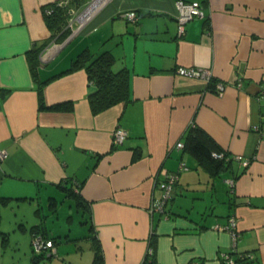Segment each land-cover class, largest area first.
Masks as SVG:
<instances>
[{"label":"crops","instance_id":"crops-1","mask_svg":"<svg viewBox=\"0 0 264 264\" xmlns=\"http://www.w3.org/2000/svg\"><path fill=\"white\" fill-rule=\"evenodd\" d=\"M53 1L86 2L0 0V246L13 249L7 264H93L95 240L102 264H153L145 259L151 239L154 264H226L221 255L230 251H250L252 264H264V0H183L200 2L204 17L189 20L180 35L178 0H110L70 39L51 37L46 26L42 7ZM127 11L137 20L126 19ZM43 43L38 80L64 71L82 51L108 50L113 70L128 71L130 100L93 114L87 94L94 87L79 68L43 87L47 106L71 108L39 109L29 51ZM178 67L208 68L212 78ZM191 125L231 157L216 176L176 146ZM116 127L127 132L119 145ZM168 172L178 174L172 196L163 213H151ZM22 201L31 213L4 219L1 208ZM66 204L65 221L79 223L56 233L47 216L59 218ZM230 217L239 233L234 249L222 228ZM34 234L53 238L50 255L33 252Z\"/></svg>","mask_w":264,"mask_h":264},{"label":"trees","instance_id":"trees-1","mask_svg":"<svg viewBox=\"0 0 264 264\" xmlns=\"http://www.w3.org/2000/svg\"><path fill=\"white\" fill-rule=\"evenodd\" d=\"M71 4L72 3H70V5ZM76 5L78 4L76 3ZM78 8L79 6H69L68 3L64 4L59 1L47 3L42 7L44 20L46 26L51 31V37L57 35V38L62 39L68 36L69 30L66 28L67 18L71 9ZM43 45H45V43L41 44L38 47L34 46L29 51L30 69L33 73V77L36 83L39 109L68 110L71 108L70 103L47 106L43 97V87L51 78L61 73L79 68L85 70L89 84L94 87V89L88 91L87 94V99L89 101V105L93 114L101 112L119 102H127L130 100L128 71L126 68L113 70L112 66L115 59L112 53H110L108 50H103L96 55L87 51H82L75 56V58L71 62V65L64 71L54 75L49 79H45L42 81L38 80L35 76L34 67L35 64L39 62L38 55L43 48ZM32 54L35 57L33 61L34 63L30 61V56H32ZM182 142L183 150L191 154L195 158L197 163L202 166L211 176H216L217 174H219V172L226 169L231 160V157L226 153H224L223 157H215L213 153H221L222 150L203 129L196 125L187 127L184 132ZM72 193L73 192H71V194ZM73 196L75 197L77 203L80 204L79 198L75 194H73ZM0 204H4V201H0ZM42 236L45 237V235L43 234ZM150 245L153 248V252L150 256H146L145 259L154 264V246L152 239L150 241ZM93 246V264H102V253L100 246L96 240L94 241ZM38 255H40V257H46L43 254ZM236 261L239 262L240 259ZM252 263L253 261L246 262V264Z\"/></svg>","mask_w":264,"mask_h":264},{"label":"built area","instance_id":"built-area-1","mask_svg":"<svg viewBox=\"0 0 264 264\" xmlns=\"http://www.w3.org/2000/svg\"><path fill=\"white\" fill-rule=\"evenodd\" d=\"M110 0H86L84 5L78 9H71L69 16L66 22V28L69 30L68 39L75 36L77 33L81 31L83 27L90 21V19L94 16V14ZM176 18L178 22V33L179 35L183 33L184 25L189 20L195 17H204V12L202 10L201 4L198 1H183L178 0L176 2ZM123 16L128 20H137V14L135 11H127L123 13ZM177 72L192 77H198L206 80H210L211 72L208 68H197V67H178ZM224 88V84L218 82L214 89L217 92L222 91ZM127 136V132L124 129L116 127L112 131V142L113 145L122 144L123 140ZM177 147H183V143L181 141L176 143ZM215 157H223L224 153H213ZM6 156V152L4 150H0V159H3ZM238 159H241L240 155L236 156ZM248 160H244V164H246ZM185 163L182 162L180 167L186 169ZM178 178V174L174 172H168L165 174L164 178L158 182V186L160 189V197L157 199H153L150 203L149 211L151 213L164 212V207L166 202L172 196L173 186L176 183ZM221 228V227H220ZM226 231H228L231 238V249H234L236 246V242L239 236V233L236 229V221L233 217L228 219V223L222 227ZM53 242L50 239H46L41 234H34L32 237V248L35 254H44V256H48L53 252ZM153 252L152 246L149 244L145 257L150 256ZM222 259L226 264H246L247 261H252L254 259V255L250 251L246 252H226L222 253ZM240 259L239 262L236 260Z\"/></svg>","mask_w":264,"mask_h":264},{"label":"rangeland","instance_id":"rangeland-1","mask_svg":"<svg viewBox=\"0 0 264 264\" xmlns=\"http://www.w3.org/2000/svg\"><path fill=\"white\" fill-rule=\"evenodd\" d=\"M32 211V205L28 203V201H22L18 206L11 208V206H5L1 208V213L3 214L4 219L13 216L14 212H17L18 215H29ZM69 213V209L67 207V204L62 207V211L60 212L59 218L56 215L49 214L47 216V226L49 229L54 228V232L59 233V231H63L65 228H67V225L70 224L72 226V231L74 232L76 230L77 224L79 223V220L76 219V221L73 222H66L65 216ZM81 228V226H80ZM8 246V245H6ZM6 246L1 247L0 246V256L1 260L4 261L6 264L9 262L11 253L13 252V249H6V252L2 251Z\"/></svg>","mask_w":264,"mask_h":264}]
</instances>
